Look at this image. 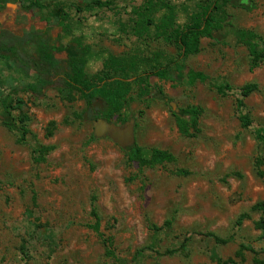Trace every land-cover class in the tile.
Segmentation results:
<instances>
[{
	"label": "rangeland",
	"instance_id": "1",
	"mask_svg": "<svg viewBox=\"0 0 264 264\" xmlns=\"http://www.w3.org/2000/svg\"><path fill=\"white\" fill-rule=\"evenodd\" d=\"M91 1L42 0L46 14L58 6L68 12L65 28L52 22L62 55L82 40L90 47L88 73L108 71L104 62L110 56H128L135 57L140 74L178 61L167 15L172 11L174 28H181L201 2L211 0H158L151 25L145 23L148 0H101L108 5L93 7ZM226 9L235 26L264 37V0H252L249 9ZM33 21L18 3L0 0V33L23 34ZM180 63L236 90L257 83L245 111L254 127H264V61L252 70L247 46L234 36L219 42L203 38L201 51ZM22 78L0 59V96ZM147 81L148 93L161 91L166 99L142 95L141 84L134 82L121 112L107 120L117 126L133 122L134 144L175 156L172 162L146 168L130 161L128 147L109 132L98 135L94 122L77 118L85 101L79 94L73 101L64 99L59 83L44 96L27 91L12 96V115L26 116L30 133L21 142L0 121V264H116L101 233L113 237L120 258L131 260L150 243L149 223L162 225L168 219L173 228L160 235L162 253L148 252L135 264H219L215 255L228 264H264V231L257 225L264 211L252 209L264 201V178L256 167L264 145L253 128L242 127L237 93L223 96L206 83L189 85L182 71L173 79L150 75ZM191 105L200 106L202 114L198 131L186 135L174 114L184 115ZM39 146L49 147L42 160L35 151ZM209 232L230 241L217 243ZM167 249L177 251L166 254Z\"/></svg>",
	"mask_w": 264,
	"mask_h": 264
},
{
	"label": "trees",
	"instance_id": "2",
	"mask_svg": "<svg viewBox=\"0 0 264 264\" xmlns=\"http://www.w3.org/2000/svg\"><path fill=\"white\" fill-rule=\"evenodd\" d=\"M9 2L10 0H4ZM19 4V8L26 11L27 17L31 16L34 23L29 31L20 33H0V59H3L11 68L15 69L18 75H22L19 84L12 85L6 96H0V121L8 128L15 131L21 142L26 141L30 133L26 126V116L20 115L15 118L12 115L13 95L20 91H27L37 96H44L45 90L59 83L58 90L64 99L73 101L77 94L85 101V108L81 113H76V117L88 122L97 120L110 121L123 109L126 99L132 90L134 82L140 83L141 94L154 99L165 100L163 92H149L145 89L150 75L160 78L173 79L176 71L184 72V80L189 85L196 82L206 83L213 87L220 95L226 96L231 92L237 93L236 111L242 127L253 128L257 142L264 145V127H254L253 120L246 113V98L258 90V84L250 82L237 90L227 82H216L203 71L188 69L180 60L201 51L203 38H211L215 41H222L228 36H234L237 40L247 46L251 56V69L259 67L264 61V37L256 31L235 26L228 14L226 6H240L251 8L252 0H211L201 2L197 12L191 16L190 20L181 28H174L172 11L167 15L166 22L173 27L175 43L179 48L178 61L168 62L153 66L149 72L136 73L137 61L135 57L110 56L104 62V68L108 71L90 74L86 70L90 47L84 45L82 40H78L74 51L64 53V49L58 43L53 32L52 22L65 28V23L69 17L63 6L56 7L46 14L42 11V0H13ZM91 7L95 5H108L101 0H92L88 3ZM158 8V0H148L146 6V24H153V15ZM35 12L31 14V12ZM134 74H133V73ZM136 78L129 80L132 76ZM32 79V80H31ZM2 85L0 84V91ZM202 108L198 105H191L184 109V115L174 114L179 130L191 135V131H198L199 119ZM52 133V132H51ZM49 147L39 146L36 152L39 153V160ZM128 157L132 162H136L139 167H153L165 162H172L175 156L168 150L160 148H147L134 144L128 147ZM258 175L264 178V155L261 152L256 158ZM179 173H187L179 170ZM253 210L264 211V201L257 202ZM92 214L97 220V227L100 229V217L97 208L93 205ZM243 216L238 218L237 224L241 225ZM258 227L264 231V219L257 223ZM173 219L166 220L162 225L150 222L149 229L152 233L150 243L139 249L131 260L122 259L118 256L115 242L112 236L101 233L106 253L115 260L116 264H135L140 258H144L148 252L161 254L160 235L162 232L171 231ZM207 235L213 237L217 243L225 244L230 238L221 237L213 232ZM190 238H186L183 245ZM176 249H167L164 253L171 254ZM241 255L242 253L239 252ZM219 264H228L229 261L222 260L215 255Z\"/></svg>",
	"mask_w": 264,
	"mask_h": 264
},
{
	"label": "water",
	"instance_id": "3",
	"mask_svg": "<svg viewBox=\"0 0 264 264\" xmlns=\"http://www.w3.org/2000/svg\"><path fill=\"white\" fill-rule=\"evenodd\" d=\"M96 134L109 132L111 137L121 146L134 145V123L128 122L125 126L114 125L107 120L94 121Z\"/></svg>",
	"mask_w": 264,
	"mask_h": 264
}]
</instances>
